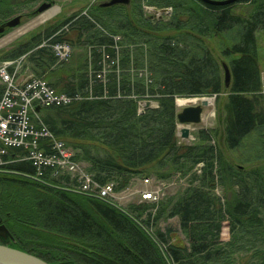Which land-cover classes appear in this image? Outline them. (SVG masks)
Masks as SVG:
<instances>
[{
  "label": "trees",
  "instance_id": "16d2710c",
  "mask_svg": "<svg viewBox=\"0 0 264 264\" xmlns=\"http://www.w3.org/2000/svg\"><path fill=\"white\" fill-rule=\"evenodd\" d=\"M30 1L0 0V18ZM107 1L93 0L6 58L25 56L37 77L75 97L40 117L99 184L120 192L140 178L190 175L189 185L127 208L69 179H36L30 160L9 164L0 173V220L10 245L51 264H264V0ZM148 7L171 13L164 19ZM62 42L73 47L65 61L52 48ZM223 94L221 124L180 143L177 98L219 102ZM146 100L158 106L141 112ZM171 218L186 242L159 227Z\"/></svg>",
  "mask_w": 264,
  "mask_h": 264
},
{
  "label": "built area",
  "instance_id": "2783aa9c",
  "mask_svg": "<svg viewBox=\"0 0 264 264\" xmlns=\"http://www.w3.org/2000/svg\"><path fill=\"white\" fill-rule=\"evenodd\" d=\"M164 13L170 14L171 8ZM52 48L60 61L68 60L73 53L68 42L54 44ZM24 60L25 56L0 63V170L9 164L30 160L36 167V179L46 176L69 179L76 190L112 200L120 207H124L123 197L132 192L138 197L132 203L159 202L164 189L173 183L172 179L140 178L136 179L135 186L120 192L113 183L101 185L94 180L85 163L76 159L74 149L57 138L40 117L43 108L69 104L75 97L58 93L44 78L21 77ZM142 103L141 112L144 111Z\"/></svg>",
  "mask_w": 264,
  "mask_h": 264
},
{
  "label": "rangeland",
  "instance_id": "374dc122",
  "mask_svg": "<svg viewBox=\"0 0 264 264\" xmlns=\"http://www.w3.org/2000/svg\"><path fill=\"white\" fill-rule=\"evenodd\" d=\"M45 2H50L52 3V6L41 12L38 13L37 10L38 8ZM91 3H93V0H31L30 2H27L23 4L22 6L18 7L16 9V13H13L12 15L6 16V17H1L0 18V25L4 24L5 22L12 20L13 18H16L17 16H23L21 19V23L13 28H8L6 29L3 33H0V42L4 39H7L10 36H14L10 38L8 41L0 44V63L6 60H15V59H7L6 56L10 54L12 51H14L18 46L26 43L28 40H30L33 35L43 32L45 29L50 27L56 22H61L65 20L67 17L70 15L74 14L75 12L85 9L87 6H89ZM238 11H241V9H238ZM148 13H152L153 15L157 17L163 16L164 19H168L169 15L165 14L164 12L161 11V9H154L153 7H148L147 8ZM46 13H52L51 16L46 19L44 22H41L39 24H36L29 28L28 30H25L24 32L14 35L18 31L22 30L26 25L30 24L33 22L35 19L40 17L43 14ZM263 36H259V45H260V54L262 58V68H264V45L261 44ZM25 76H35V75L30 67V63L27 61H24L22 64V73L21 77ZM226 94H223L221 97V100L219 102L217 101V98L214 96H206V97H197L198 99H204V98H211L213 99V103L211 105H208L204 108L203 112V119L202 122L193 125L192 128V134L189 139H184L180 135H178L179 142L180 143H193L195 141V136L198 133V131L202 128H211L214 126L220 125L221 122V112H220V105L222 106L224 101H225ZM178 99V98H177ZM202 101V100H201ZM201 101H198L194 104H189V105H197ZM144 103V102H143ZM142 103V105H143ZM185 105H177L178 111H181ZM153 106H158V102L153 101ZM224 148V146H223ZM225 149V148H224ZM86 165V164H85ZM87 167V165H86ZM198 169V165L195 168V170ZM154 176V175H153ZM152 176V177H153ZM190 175L186 176V178H182L180 176H174L171 179L173 180V183L166 187L164 189V195H162V198H168L172 196H178L180 195L186 187L189 185V178ZM153 178H156L155 176ZM132 185L135 186V183L138 181H132ZM217 193L222 194V190H218ZM138 201L137 194L135 192L129 193V195H125L122 199V203L124 204V207H129L132 202ZM159 227L166 229L168 227H171L174 230V241L176 242H186L185 241V236L180 230V224H179V219L178 218H171L167 219L165 221H161L159 223ZM2 242L0 238V243Z\"/></svg>",
  "mask_w": 264,
  "mask_h": 264
},
{
  "label": "water",
  "instance_id": "95a60500",
  "mask_svg": "<svg viewBox=\"0 0 264 264\" xmlns=\"http://www.w3.org/2000/svg\"><path fill=\"white\" fill-rule=\"evenodd\" d=\"M203 1L215 5H227V4H233L239 0H203ZM129 2L130 0H109L107 2H104L103 5L110 6L115 4H128ZM51 6L52 3L45 2L38 8L37 12L41 13L49 9ZM165 11L166 10H164L163 12ZM22 17L23 16H17L16 18H13L12 20L5 22L4 24H1L0 33H3L8 28H13L18 26L21 23ZM222 67L224 70L225 87L229 88L232 81V71L229 64L226 61H222ZM262 81L264 83L263 75H262ZM192 98L198 99L197 97H192ZM206 106H208V102L202 100L197 105H186L181 111H178L177 134L184 139H189L192 134L191 127L193 125H197L202 122L203 112ZM150 107H153V102L151 100L144 101L143 108L146 109ZM39 109L40 108L38 107L37 110ZM0 237L3 241V243H0V264H51L34 254L12 247L10 243L13 240V235L9 230V228L4 223H2L1 220H0Z\"/></svg>",
  "mask_w": 264,
  "mask_h": 264
},
{
  "label": "bare ground",
  "instance_id": "6f19581e",
  "mask_svg": "<svg viewBox=\"0 0 264 264\" xmlns=\"http://www.w3.org/2000/svg\"><path fill=\"white\" fill-rule=\"evenodd\" d=\"M52 13H46V14H43L41 15L40 17H38L37 19H35L33 22H31L30 24L26 25L22 30L18 31L17 33H15L14 35H18L22 32H24L25 30H28L29 28H31L32 26L36 25V24H39L41 22H44L46 19H48L50 16H51ZM14 36H10L8 37L7 39H4L0 42V44L8 41L10 38H12ZM201 100H205L206 102H208V105H211L213 103V99L211 98H204V99H196V98H178L176 103L177 105H189V104H194L198 101H201Z\"/></svg>",
  "mask_w": 264,
  "mask_h": 264
},
{
  "label": "crops",
  "instance_id": "0c3cea01",
  "mask_svg": "<svg viewBox=\"0 0 264 264\" xmlns=\"http://www.w3.org/2000/svg\"><path fill=\"white\" fill-rule=\"evenodd\" d=\"M261 44L264 45V39H262ZM262 75L264 76V68H262ZM263 90H264V83H263ZM220 124H221V122H220ZM214 127H216V126H214Z\"/></svg>",
  "mask_w": 264,
  "mask_h": 264
},
{
  "label": "flooded vegetation",
  "instance_id": "af4514ba",
  "mask_svg": "<svg viewBox=\"0 0 264 264\" xmlns=\"http://www.w3.org/2000/svg\"><path fill=\"white\" fill-rule=\"evenodd\" d=\"M2 172H8V171H5V170H0V173H2ZM1 238V237H0ZM2 240V239H1ZM2 243V242H1Z\"/></svg>",
  "mask_w": 264,
  "mask_h": 264
}]
</instances>
